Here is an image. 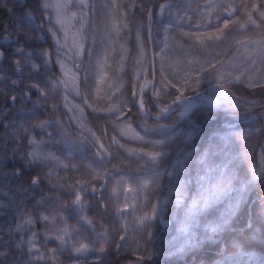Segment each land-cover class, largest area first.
Instances as JSON below:
<instances>
[{
	"label": "snow or ice",
	"instance_id": "6c2138e0",
	"mask_svg": "<svg viewBox=\"0 0 264 264\" xmlns=\"http://www.w3.org/2000/svg\"><path fill=\"white\" fill-rule=\"evenodd\" d=\"M245 9H247V0H242ZM77 7H87V0H38V4L34 7L30 0H0V120L9 113V105H15L17 101L21 103V123L17 124L14 120L3 124L6 129H13L6 132L5 135L11 140L12 148L8 155L0 158V217L8 216L7 220L0 223V258L7 261L11 255L17 264H63L60 256L68 253L71 258V264H87L86 260L80 257H86L90 252H104V244L98 239H93L91 233H85L80 228L69 225L71 213L78 217L79 222L93 224L87 215H83V210L89 206L90 201L87 199L89 192L103 193L109 180L107 172L95 170V174L89 172L90 179H77L72 184H67L63 177H60L59 185L53 180V173L59 177L57 167L61 169H69L74 167L70 163H65L64 159L55 152L45 150L48 144H53L54 136L66 135L65 130L60 127L58 120L52 117L44 116L43 119L35 121H25L24 117L41 113L43 109H47L46 103L48 99V86L56 88L62 83H66L63 78L56 80L47 79L45 73L51 64L53 69L61 65L60 55L65 48L71 50L76 48L77 53L81 54L82 44L80 42L81 30L75 34H71V46L69 45V36L71 21L75 19L76 14L71 11L73 5ZM144 10L149 22L152 21L154 15L158 12L163 14L164 10L171 7L169 0H147V6L144 3L140 5ZM229 8L235 11L236 5L229 4ZM252 10L258 11V5L252 4ZM40 13L39 23H36V13ZM53 12L55 15H53ZM231 14V13H230ZM247 15L251 18L252 12L248 11ZM264 16V13H261ZM11 18L12 23H7ZM45 21L47 24L45 25ZM231 23L225 20V27ZM58 25V27H57ZM244 27V25H242ZM223 29H217L218 35L213 37L212 33L207 34L208 39H219ZM37 33L44 34V43L48 42L49 36L52 43L47 47L33 46L37 44L40 37ZM63 34V35H62ZM183 35L194 39L196 42L203 44L204 40L198 33H183ZM55 49V51H54ZM57 59H53V57ZM7 62L8 71L4 69V63ZM217 73L215 81L217 88L221 89L224 94L230 95L233 100V106L236 103H247L241 97H237L230 92L229 86L240 80V76H233L232 73H224L212 66ZM102 79L101 76L96 77V83L93 87L99 92ZM184 85H189V78H185ZM228 85V86H226ZM248 86L251 88L264 89V72L260 79H250ZM165 89L173 87L179 92L181 88L174 83H165ZM147 85L141 89V95H146ZM162 89L155 88L153 96L157 99L161 96ZM135 98V92L133 93ZM31 104L32 108L27 111L24 106ZM137 105L139 111L147 114L148 110L141 99ZM143 106V107H142ZM60 106H54V111H59ZM189 106L185 107L188 111ZM131 108L128 106L121 113V107L114 105L112 110L107 113V117H115L113 122L114 143L121 149H125V143L121 142L125 139L139 141L142 137L133 129L128 115ZM169 107H161L160 113H167ZM91 115V113H89ZM159 117V114H158ZM106 135V133H105ZM192 133H189L191 136ZM82 142L88 140L91 136V142L96 149V156L101 160L111 154L109 145L103 143V139L91 133L88 136L81 133ZM169 139L171 137H168ZM222 140L216 143H209L207 148L199 154L198 158L188 153L181 160L177 159L173 170L167 173L171 187L170 195L176 197L177 206L186 205L184 208V222L182 231L187 227V221L193 219L199 214L213 209L217 211L214 205L223 198H227V204L224 206L219 216L210 220L205 227V239L211 241L215 236L225 233L230 237V244L236 250V254L247 257L243 264H264V256L257 255V252H264V145L257 144L255 147L249 145L252 149L251 155L245 149V159L248 162V173L245 174L243 180L239 181V187L234 185L236 175L233 171L234 163H225L227 157L223 155ZM153 146L152 151H145L143 147L131 149L133 155L138 156L146 163L157 161L162 155V151L155 150L157 146L165 143V141L157 140L149 142ZM43 146V147H40ZM256 148H259L257 154ZM3 152H8L7 141L4 142ZM219 154V162L214 161V157ZM240 159V157H234ZM11 160H19L23 167H8ZM39 166L41 171L33 175L30 180V186L34 190L41 185L42 182L51 185L49 187V195H42L39 199H34L31 207L28 200L33 199L29 195V186L21 183L13 184V179L22 176L23 170L29 167ZM190 169H195L197 175L195 177L196 191L192 194L190 202L187 200ZM156 178L159 173H156ZM156 178L144 180L139 184V190L144 192L149 189L152 184L156 183ZM124 177H120L112 184L111 198L104 200L101 197L98 207L109 211L113 209V216L123 218L129 211L136 212L135 203L129 204L127 193L136 192V188L128 186L127 190H123L122 181ZM174 180V182H173ZM60 191V196L52 197L50 193ZM72 197L70 201L63 200L65 195ZM121 190L125 194L123 206H121L120 195ZM258 190V200L260 201V213L256 217L249 216L243 229L239 232L229 231L233 222L239 218L246 207L245 195L252 191ZM16 193L21 195L17 200ZM234 193V195H233ZM135 199V198H134ZM63 201V202H61ZM114 201V203H113ZM168 201H159L157 204L151 205V214L144 212L143 215L136 216L135 223L144 225V222L154 216L159 210L163 212V204ZM79 210V211H77ZM55 221L53 226L52 221ZM165 225L166 221H162ZM259 223V227H257ZM121 229L120 231H124ZM119 235V231L117 233ZM150 234V232H149ZM127 236L120 237V243L117 248L123 246V241ZM199 237L195 240V245L189 242V247L200 246ZM210 244H203L204 248L210 247ZM186 249H180L184 251ZM99 264V259L94 261ZM222 264V262H221Z\"/></svg>",
	"mask_w": 264,
	"mask_h": 264
},
{
	"label": "rangeland",
	"instance_id": "374dc122",
	"mask_svg": "<svg viewBox=\"0 0 264 264\" xmlns=\"http://www.w3.org/2000/svg\"><path fill=\"white\" fill-rule=\"evenodd\" d=\"M161 2V1H160ZM194 2V3H193ZM88 3V0H87ZM171 7L164 10L163 14L159 12L154 15L151 21V40L153 48L155 49V88L162 89L159 99L153 96V101L158 107H169L168 112H172L169 115L167 113H159L152 111V104L149 100V93L151 90V75H150V63L148 44L146 41V24L136 29V53L134 58L128 62V48L123 43L118 45L116 49L117 60L116 64L109 67V70L101 73V81L99 87L103 86V89L97 99V109L107 116V113L112 110L113 106H120L121 113L129 106L130 102L138 103L141 99L146 105L148 113H137L144 115V120L140 121L141 124L133 129L142 137L139 141H132L125 139L121 142H125V149H121L123 154L136 161L145 162L138 156L131 153V149L143 147L145 151H152L153 146L149 142L157 140L165 141L164 144L157 146L155 150L162 151L163 155L157 160L152 162L158 164L164 157L172 154V160L168 167H163L159 171L145 170L134 175L131 178H125L122 181L123 190H127L128 186L136 188V192L127 193L128 203H135L136 212H127L123 218L119 216H113V209L106 211L103 208L98 207L101 197L104 200L111 198L112 184L117 179L123 176H117L108 172L101 164V158L96 156L95 149V162L91 165H83L82 172L83 177L79 178L78 174H71L66 169L57 167L56 171L59 172V177L56 172L53 173V180L59 185L60 177H63L67 184L74 183L75 180L90 179L89 172L95 174V170L101 172H107L109 180L107 181V187L103 193H91L87 194V199L90 201L89 206H86L83 210V215H87L90 220H93V224H87L78 221L76 214L71 213V216L75 220H68L72 222V226L80 228L85 233H91L92 238L100 240L104 244L105 251L112 250L114 254H127L130 257L128 263L125 264H143L144 259H151L157 261H164L169 259L183 260L186 255L201 249L203 244H215L219 242L223 247L222 242L225 238V233H221L215 236L211 241L205 239V225L219 216L223 211L224 206L227 204V198H223L217 202L213 209L199 214L193 219L187 221V227L185 230H181L184 222V208L186 205L177 206L175 203L176 197L174 194L170 195L169 189L171 184L167 173L173 170V166L176 164L177 159L183 160L188 153H192L197 157L208 146L209 143H216L222 140V148L224 149L223 155L227 157L225 163H234L235 167L233 171L236 175V181L234 185L239 187V181L243 180L245 174L248 173V162L245 157V149L249 151L251 155L252 149L248 146L255 147L257 144L264 145V108H255L248 103L244 105L243 102L236 103L233 106V100L230 95H226L223 91L216 89L213 90L211 86H217L215 81L216 72L213 69V65L224 73H232L233 76H240V80L234 82L235 85H241L246 88L250 79H260L262 72H264V0H252L251 4L245 9L242 0H188L186 2V8L183 13L178 14L176 6L178 3L173 4L172 0H169ZM258 5V11L252 10V4ZM229 4L236 5V13L230 19L220 20V23H214L215 19H220L223 11L230 10ZM88 7H77L73 5L71 11L76 14L75 19L71 21L69 45L71 46V34H75L78 30H81L80 42L82 44L81 54L77 53L76 48H65L61 51L59 65L60 78L66 83H62V92L64 102L68 104V110L72 125L80 132L88 136L89 130L91 133L96 134L88 125L85 107L83 108L79 104H75L70 99L71 95H79V70L78 65L70 62V60L81 61L85 54V30L87 24ZM251 11V18L248 17L247 12ZM53 15L55 13L53 12ZM230 20L231 23L225 27L224 21ZM47 24V23H46ZM45 24V25H46ZM244 25V27H242ZM58 27V25H57ZM217 29H223L222 34H219V39H208L207 34L212 33L213 37L218 35ZM198 33L204 40L203 44L196 42L194 39L183 35V33ZM107 34H110L107 33ZM63 35V34H62ZM108 36V35H107ZM106 34L104 37H107ZM96 34L92 35L91 40L95 41ZM49 41L52 43V38L49 36ZM55 51V49H54ZM57 59L54 57V60ZM127 68L131 71V86L129 97L122 90L127 85L124 73ZM189 78V85H184L185 78ZM102 82H104L103 85ZM174 83L181 88V91H177L175 87L171 89H165L163 86L165 83ZM144 85H147L146 95H141V89ZM203 89V93L198 94ZM211 91V92H210ZM135 92V98L133 93ZM231 92V91H230ZM232 93V92H231ZM71 94V95H70ZM198 94V95H194ZM187 96L195 98L196 102L189 101L185 104H181V99ZM257 102V101H254ZM204 103V104H202ZM188 111H185V107L189 106ZM212 105L222 110L223 124L226 130L221 133H215L209 137L204 143L202 149H188L184 143H190L199 132L198 125L193 120L194 116L202 110L203 106ZM93 107V103L91 105ZM96 107V106H94ZM139 107V106H138ZM143 107V106H142ZM93 110H97L92 108ZM156 111V110H155ZM159 114V117H158ZM170 119V116H172ZM169 116V117H168ZM168 117L169 121L159 122L160 118ZM146 118H152L153 121H148ZM115 117H111L110 121L114 122ZM9 129L6 132H11ZM5 132V133H6ZM3 133V135H5ZM189 133H192L189 136ZM6 136V135H5ZM99 137V136H98ZM168 137H171L170 139ZM11 140H7V148L10 151L12 147H9ZM88 141L91 142V136ZM93 144V143H92ZM4 148V144L2 145ZM42 147V146H40ZM49 151V150H47ZM257 154L259 148H256ZM240 157L235 159L234 157ZM65 159H70L67 155ZM216 163L219 162V154L214 157ZM41 170L39 166L33 167ZM80 169V168H79ZM190 176H185L190 180L188 185L187 200L190 202L191 196L196 191L195 177L197 175L195 169H190ZM156 173H159V177L156 178ZM156 178V183L152 184L149 189L144 192L139 190L140 182ZM174 182V180H173ZM16 184V182H15ZM49 188L51 185L45 183ZM3 186V185H1ZM30 194H34L35 191L31 190ZM54 193V194H53ZM19 193H16L18 195ZM250 192L245 195V203L249 200ZM234 195V193H233ZM60 196V191L52 192V197ZM17 198V197H16ZM135 198V199H134ZM72 197L65 195L63 200L70 201ZM167 199V203L163 204V212L157 211L154 216L144 222V225L135 223L136 216L143 215L144 212L151 214V205L157 204L159 201ZM125 200V194L121 190L120 201L123 206ZM63 202V201H61ZM92 202V203H91ZM114 203V201H113ZM79 211V210H77ZM5 219L0 217V223ZM162 221H166L165 225ZM55 221H52L55 226ZM125 229L124 231H120ZM119 231V235L117 234ZM150 232V234H149ZM127 236V239L123 241V246L117 248L120 243L121 236ZM199 237L201 241L200 246L189 247V242L195 245L196 238ZM186 249L179 251L180 249ZM104 251V252H105ZM102 252V253H104ZM98 251L90 252L86 257H80L81 260H89L99 254ZM65 262L71 260L68 253H64L60 256ZM8 264H17L13 260V257L9 260Z\"/></svg>",
	"mask_w": 264,
	"mask_h": 264
},
{
	"label": "trees",
	"instance_id": "16d2710c",
	"mask_svg": "<svg viewBox=\"0 0 264 264\" xmlns=\"http://www.w3.org/2000/svg\"><path fill=\"white\" fill-rule=\"evenodd\" d=\"M37 1L38 0H30V3H32L35 7L37 5ZM172 1L173 4H179L176 6L177 13H183L186 8V2L188 0ZM251 2L252 0H247V7L250 6ZM142 3L147 6V0H90L88 12V30L89 33L91 31H94L97 36V40L95 41L94 46H91L88 43V47H92L91 60L93 63V72L91 76L89 75V80L92 79V84L96 83V80H94L93 82V79H96V77L100 75L104 69L106 70L112 65L114 66L116 64L118 56L116 54V49L118 45L124 43L127 46V66L130 65V61L134 58L137 48L136 29L140 28L145 23L146 15L144 13V10L140 7ZM37 13L39 14V12ZM10 19L11 18H9L8 20ZM109 32L110 34H107ZM105 34L106 36H108L104 37ZM101 36L103 37L102 39ZM89 41L90 39H88V42ZM38 45L46 47V44L43 43L41 40H38L37 44L33 46L35 47ZM4 69L6 72L8 71L7 62L4 63ZM124 77L127 83L124 90L126 91V94L129 97L131 89V71L129 68H127L126 72L124 73ZM103 84L104 82H102L101 85ZM102 88L103 86L101 87V89ZM229 88L234 94L238 96L253 101L264 102V89H249L244 86L235 84L230 85ZM94 89L95 88H93L95 97H97L100 91L98 92L96 89ZM211 91H216V89H213ZM2 103L3 100H0V104ZM129 107L131 108V111L128 115V120L132 124H134V126H137L140 121L144 120V115H137V113L140 111L136 103L130 102ZM87 110L88 117L94 129L103 139L105 145H109L110 147L111 154L109 155V157L105 158L102 161L104 167L107 169L108 172L113 173L117 176L131 178L134 175L143 172L147 169L149 171H159L163 167L169 166L172 160V154H169L168 156L164 157L158 164L136 161L124 155L114 143L113 125L111 123H108V119L91 110V108L88 107ZM152 111L156 112L153 107ZM89 113H91V115H89ZM168 117L159 119V122H162V125L164 127H166L164 122L169 121ZM172 117L173 115L170 116V119H172ZM34 120L36 119H31V121ZM146 120L153 121L152 118H146ZM193 120L198 125L199 132L190 143H184V145L188 149L194 148L199 151L200 149H202L204 143L209 137L213 136L215 133H221L226 130V127L223 124L222 110L212 105L203 106L202 110H200L199 113L194 116ZM1 121L7 120L3 119ZM77 164H81V162L79 161L77 162ZM8 167L14 166L9 163ZM16 167H23L22 162L17 163ZM33 175H35V173L31 169V167L25 168L23 170L22 176L13 179L12 183L14 184L16 180L17 183H21L22 185L27 186L28 180ZM38 191H40L38 198H40L42 195H49L48 187L44 185V182H42L41 185L38 187ZM50 195L52 196V193H50ZM257 197L258 190L250 191V194L248 196L249 200L246 202V207L244 208L239 218L233 222L232 227L229 231L239 232L241 229H243L245 222H247L249 216L256 217L259 215L260 201ZM32 198L33 199L28 200L29 207H31V204L35 199V197L33 196ZM2 217H4L5 219L9 218L8 216ZM70 220L75 219L74 217H72ZM68 224L72 225V222H68ZM257 227H259V223H257ZM210 245V247H202L201 249L189 253L185 256L183 260L169 259L164 261H157L151 259H144L143 264H221V262L222 264H243V262L247 260L246 256L236 254V250L231 247L230 237L227 234H225L224 241L222 242L223 247H221V244L219 242ZM257 255L264 256V252L258 251ZM129 257L130 256L127 254L116 255L113 253L112 250H108L86 261L87 264H94V261L98 258L99 264H125L131 261ZM11 258V255L8 257L7 261H3L2 258H0V264H8ZM60 260L63 261V264H71V260L65 262V260L61 257Z\"/></svg>",
	"mask_w": 264,
	"mask_h": 264
},
{
	"label": "flooded vegetation",
	"instance_id": "af4514ba",
	"mask_svg": "<svg viewBox=\"0 0 264 264\" xmlns=\"http://www.w3.org/2000/svg\"><path fill=\"white\" fill-rule=\"evenodd\" d=\"M37 23H39V20H36ZM58 67L55 69L56 72H58ZM47 79L52 80L53 77L56 78V80H58V76L56 74L53 73H46L45 74ZM48 99L46 101L48 108L47 109H43L42 112L44 114V116H48V117H52L54 120H58L60 123V127L65 130L66 135H62V136H56L58 137L59 143H58V147L61 150L66 149V147H64V143H72L74 146L76 145V138L77 135L70 131V128L66 127V124H70V126L72 125V120L70 118V113L68 110V104L64 102L63 99V92H62V85H58V87L53 88L51 87V85L48 86ZM71 95V94H70ZM70 99L72 100V102H74L75 104H78L74 95L70 97ZM60 106L59 107V111H54L53 108L54 106ZM28 107V109L32 108L31 104L26 105ZM65 120L68 122L66 123ZM4 123H2L3 125ZM0 125V137L2 136V132L4 130H6V128L4 126ZM4 144V143H3Z\"/></svg>",
	"mask_w": 264,
	"mask_h": 264
},
{
	"label": "water",
	"instance_id": "95a60500",
	"mask_svg": "<svg viewBox=\"0 0 264 264\" xmlns=\"http://www.w3.org/2000/svg\"><path fill=\"white\" fill-rule=\"evenodd\" d=\"M157 2H159V0H157ZM231 13V14H230ZM235 13V11L233 12V10H229V12H223V16L225 17H231V15H233ZM146 23H149L148 18L146 17ZM147 40H148V46H149V57H150V70H151V77H152V90L150 93V98H152V91H153V87H154V53H153V49H152V44H151V30L148 29L147 30ZM2 43H4L3 41H1ZM187 99H183V102L186 101ZM153 102V101H152ZM154 103V102H153ZM255 104V103H254ZM260 107H264V105L262 106H258ZM157 109L160 110V108L156 107Z\"/></svg>",
	"mask_w": 264,
	"mask_h": 264
}]
</instances>
